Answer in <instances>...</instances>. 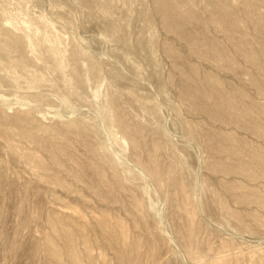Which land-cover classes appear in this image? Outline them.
<instances>
[{"label": "rangeland", "instance_id": "1", "mask_svg": "<svg viewBox=\"0 0 264 264\" xmlns=\"http://www.w3.org/2000/svg\"><path fill=\"white\" fill-rule=\"evenodd\" d=\"M0 264H264V0H0Z\"/></svg>", "mask_w": 264, "mask_h": 264}]
</instances>
